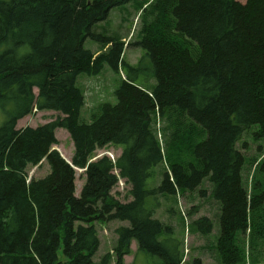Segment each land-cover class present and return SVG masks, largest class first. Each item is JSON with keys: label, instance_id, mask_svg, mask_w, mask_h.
I'll return each instance as SVG.
<instances>
[{"label": "trees", "instance_id": "16d2710c", "mask_svg": "<svg viewBox=\"0 0 264 264\" xmlns=\"http://www.w3.org/2000/svg\"><path fill=\"white\" fill-rule=\"evenodd\" d=\"M131 1L0 0V264H125L133 241L162 261L153 264H184L183 240L156 212L160 198L176 202L196 191L204 198L206 181L220 206V264H243V236L249 246L264 240V162L247 189L248 145L239 147L250 131L264 143V0L140 5L143 14L159 11L139 42L155 85L138 84L142 59L127 65L123 40L96 29ZM105 64L128 73L117 102L99 105L87 123L78 78L100 75ZM35 109L60 115L18 128ZM59 129L74 144L71 164L54 150ZM110 146L122 150L116 160L96 156ZM44 162L51 172L29 178L28 168ZM76 169L86 176L79 197ZM120 178L128 203L112 194ZM114 222L129 226L116 230L113 251L96 262V225ZM186 227L208 237L215 222L200 217Z\"/></svg>", "mask_w": 264, "mask_h": 264}, {"label": "rangeland", "instance_id": "374dc122", "mask_svg": "<svg viewBox=\"0 0 264 264\" xmlns=\"http://www.w3.org/2000/svg\"><path fill=\"white\" fill-rule=\"evenodd\" d=\"M154 0H132L130 4L125 7L116 8L111 11L109 18L98 25L97 30L103 31L106 36L117 37L122 39L126 45L124 50L123 61L134 68H137L140 60L145 55L142 48L139 46V42L146 34V30L153 25L159 18V11H149L152 7L148 8L143 14V10L140 11V7L144 4H148L144 7L147 8ZM241 3H245L246 0H239ZM141 5V6H140ZM85 47L90 49L93 53L98 54L101 52L102 47L98 43H94L91 40H86ZM150 60L142 59L141 66L144 68L136 78L137 83L141 85H155V81L150 77L153 76V72L150 70ZM128 71L120 70V73L113 70L108 64H105L103 71L97 76H88L82 74L78 78V85L84 91L86 97L85 107L81 111V118L87 122H92V114L95 109L103 103L117 102L115 92L120 87L122 80L125 79V74ZM35 94L38 95V90L35 89ZM3 114L0 112V126L3 123ZM60 114L53 111L48 112H35L28 116L18 124V128L25 127H38L49 122L56 120ZM56 137L58 145L54 147V150L59 153L68 161L71 162L74 155V144L70 138L69 133L66 130L59 129L56 131ZM246 143L248 148L242 150L247 158V163L244 172L245 185L250 190L253 176L256 172V166L259 167L264 162V154L259 151V147L264 149L263 142H257L252 138V131L246 133L243 140L239 144ZM122 153L121 148L107 147L104 150L97 152V157L104 155L116 160ZM262 162L259 166L258 163ZM51 172L47 162H44L39 167H29V178L41 179L46 177ZM258 172V171H257ZM86 176L83 171L77 170L76 175V196L79 197L82 188L85 184ZM122 180L114 188L112 194L122 203H128L132 201L129 195L130 187ZM160 182V180H159ZM202 189L207 191V195L202 198L199 192L196 191L191 194L182 195L176 198V202L173 199L160 198L161 206L156 212V218L163 222L172 225L177 237L184 242V264H220L217 252L216 243L219 237V204L211 199V184L205 182ZM195 211V212H194ZM191 212L193 216H191ZM200 217H208L215 222V228L213 234L204 237L200 234H192L187 230L194 220ZM99 231V237L101 240V248L95 258L96 262H100L101 259L109 252H111L116 246L117 234L116 230L121 226L128 227L129 224L114 222L110 224H97ZM242 240L245 242V260L243 264H264V240L257 242V245L249 246V239L247 236H243ZM242 241V244H243ZM126 258V257H125ZM155 262H161L156 257L139 253L138 244L136 241L131 243V253L127 258V264H153Z\"/></svg>", "mask_w": 264, "mask_h": 264}, {"label": "crops", "instance_id": "0c3cea01", "mask_svg": "<svg viewBox=\"0 0 264 264\" xmlns=\"http://www.w3.org/2000/svg\"><path fill=\"white\" fill-rule=\"evenodd\" d=\"M23 120H24V119H23ZM20 122H21V121H20ZM20 122H19V123H20ZM127 258H129V256H127V257L125 258V264H127V263H126V261H127Z\"/></svg>", "mask_w": 264, "mask_h": 264}, {"label": "bare ground", "instance_id": "6f19581e", "mask_svg": "<svg viewBox=\"0 0 264 264\" xmlns=\"http://www.w3.org/2000/svg\"><path fill=\"white\" fill-rule=\"evenodd\" d=\"M241 262V260H239ZM228 262V261H227Z\"/></svg>", "mask_w": 264, "mask_h": 264}]
</instances>
